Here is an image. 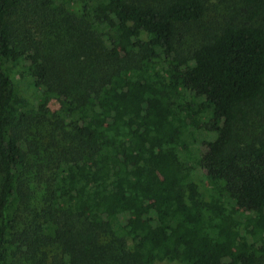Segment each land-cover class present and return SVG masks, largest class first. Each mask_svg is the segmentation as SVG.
<instances>
[{
	"label": "trees",
	"instance_id": "1",
	"mask_svg": "<svg viewBox=\"0 0 264 264\" xmlns=\"http://www.w3.org/2000/svg\"><path fill=\"white\" fill-rule=\"evenodd\" d=\"M161 261L264 264V0H0V264Z\"/></svg>",
	"mask_w": 264,
	"mask_h": 264
},
{
	"label": "rangeland",
	"instance_id": "2",
	"mask_svg": "<svg viewBox=\"0 0 264 264\" xmlns=\"http://www.w3.org/2000/svg\"><path fill=\"white\" fill-rule=\"evenodd\" d=\"M184 45L187 46V42H184ZM49 108H50L51 110H55V109L57 108L56 103L51 102V103L49 104ZM254 124H255V126L253 125V128H256V127H257V123H254ZM261 126H262V125H261ZM155 264H177V263H175V262L161 261V262H156Z\"/></svg>",
	"mask_w": 264,
	"mask_h": 264
}]
</instances>
